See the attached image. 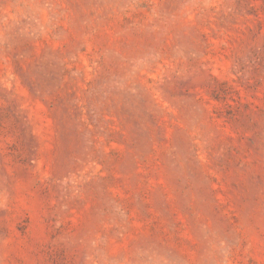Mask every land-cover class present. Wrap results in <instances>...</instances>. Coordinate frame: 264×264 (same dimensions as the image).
<instances>
[{"label":"rangeland","instance_id":"obj_1","mask_svg":"<svg viewBox=\"0 0 264 264\" xmlns=\"http://www.w3.org/2000/svg\"><path fill=\"white\" fill-rule=\"evenodd\" d=\"M0 264H264V0H0Z\"/></svg>","mask_w":264,"mask_h":264}]
</instances>
